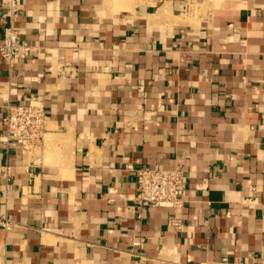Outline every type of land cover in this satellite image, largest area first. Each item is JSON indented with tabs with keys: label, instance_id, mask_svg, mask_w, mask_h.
I'll return each mask as SVG.
<instances>
[{
	"label": "crops",
	"instance_id": "0c3cea01",
	"mask_svg": "<svg viewBox=\"0 0 264 264\" xmlns=\"http://www.w3.org/2000/svg\"><path fill=\"white\" fill-rule=\"evenodd\" d=\"M9 25L0 135L40 95L57 142L0 141V264H264V0H0ZM177 166L181 206L140 204L136 169Z\"/></svg>",
	"mask_w": 264,
	"mask_h": 264
},
{
	"label": "built area",
	"instance_id": "2783aa9c",
	"mask_svg": "<svg viewBox=\"0 0 264 264\" xmlns=\"http://www.w3.org/2000/svg\"><path fill=\"white\" fill-rule=\"evenodd\" d=\"M15 6L12 4V7ZM14 12L15 10H11ZM29 44L21 39L20 32L13 26L5 28L0 44V56L12 66L17 52L29 50ZM4 131L0 141L5 146H18L29 153L39 147L47 133L48 115L40 95H31L23 102L8 101L4 105L2 118ZM10 166L6 165V174ZM137 198L142 205L179 208L185 190L184 170L180 166L172 169L140 167L136 169ZM178 224L176 218L172 219ZM9 227V220H3Z\"/></svg>",
	"mask_w": 264,
	"mask_h": 264
},
{
	"label": "rangeland",
	"instance_id": "374dc122",
	"mask_svg": "<svg viewBox=\"0 0 264 264\" xmlns=\"http://www.w3.org/2000/svg\"><path fill=\"white\" fill-rule=\"evenodd\" d=\"M49 135H51V136L49 137ZM55 139H57V137L53 136L52 133L51 134L46 133L43 143L39 147L33 148L31 150V154H33V155L39 154V152H41L43 144L46 146V148H48L51 146V143L57 142V141H55Z\"/></svg>",
	"mask_w": 264,
	"mask_h": 264
}]
</instances>
